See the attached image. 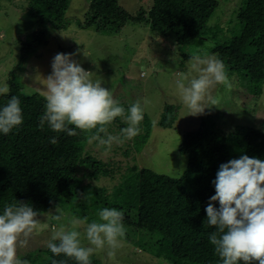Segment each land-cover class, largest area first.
<instances>
[{
	"label": "trees",
	"instance_id": "1",
	"mask_svg": "<svg viewBox=\"0 0 264 264\" xmlns=\"http://www.w3.org/2000/svg\"><path fill=\"white\" fill-rule=\"evenodd\" d=\"M27 1L24 12L38 25L49 24L55 30L68 26L65 15L70 0ZM22 3L21 0L20 8ZM218 6L217 0H151L148 8L139 11L135 18L119 6L118 0H90L83 21L76 25L100 35L117 36L131 23H143L190 50L203 41L207 24ZM233 13L238 25L236 33L214 44L211 54L224 62L226 70L237 71L250 84L249 91L259 95L264 84V0H240ZM42 39L43 31L36 29L32 42L22 49L23 56ZM7 84L10 91L0 93V109L12 96L18 97L23 124L7 135L0 133V214L5 205L19 202L32 206L39 216L55 208L67 209L73 217L88 224L99 221L98 213L103 208H115L124 214L127 232L122 240L127 241L131 230L159 236L151 254L163 263L222 264L209 242V235L216 229L208 224L205 212L210 197L215 195L213 181L220 165L229 160L243 155L264 160V132L245 126L226 132L217 123L201 121L196 130L182 135L177 152L187 157V164L179 177L132 166L111 198L96 187L84 194L89 184L83 188L84 183L77 177L80 165L88 164L99 173L101 167L89 156L82 160L81 131L74 129L78 135L70 137L64 132H53L47 123L41 128L46 99L24 95L21 83L12 76ZM176 110V106L165 105L156 125L171 129L178 117ZM143 120L146 140L152 123L146 116ZM53 137L58 140L55 145L49 143ZM145 143L137 152L143 151ZM82 199L84 203L80 204ZM214 207L218 209L219 203L215 202ZM20 258L37 264L26 255ZM90 260L91 264H99ZM53 261L78 264L50 251L47 264Z\"/></svg>",
	"mask_w": 264,
	"mask_h": 264
},
{
	"label": "rangeland",
	"instance_id": "2",
	"mask_svg": "<svg viewBox=\"0 0 264 264\" xmlns=\"http://www.w3.org/2000/svg\"><path fill=\"white\" fill-rule=\"evenodd\" d=\"M89 1L70 0L65 15L69 24L66 28L55 30L49 24L40 26L28 18L24 12L27 0H22L21 8V0H0V88L8 86L7 82L12 76L14 81L21 83L24 95L45 98L44 79L52 72L51 64L55 55L73 54V60L84 70L93 73L94 81L100 80L101 86L112 92L113 99L125 108L126 114L128 108L139 101L143 108V119L146 116L152 123L146 140L143 138L146 135L144 120L139 125L140 134L128 140L121 136V130L128 124L124 118L117 117L108 126V133L121 137V142L113 143L107 154V146H100L97 141L90 143L88 134L81 132L84 143L82 160L89 156L98 161L101 167L99 173L94 172L88 164L80 165L77 177L84 183L83 188L89 184L84 194L96 187L111 198L117 184L127 176L132 166L148 168L173 178L179 177L187 164L186 156L177 152L181 137L185 132L196 130L201 126V121L217 123L226 132L238 126L264 132V84L259 95L253 94L249 91L250 84L237 71L227 70L231 87L216 85L211 91V98L205 101L208 108L202 115L196 116L190 115L177 88L178 80L185 76L190 80L196 75L190 67L193 56L213 55L211 48L214 44L236 33L238 25L233 12L238 9L240 0H217L218 9L207 24L203 41L197 48L190 50L178 46L173 37L165 38L143 23H131L117 36L80 29L76 22L83 21ZM149 3L151 0H118V4L135 18L139 11L148 8ZM36 29L43 31V39L32 49L26 50L23 56L22 49L25 44L32 42ZM165 105L176 106L178 112L172 128L167 130L156 125ZM144 143L143 151L137 152ZM84 200H80V204ZM64 210L55 208L37 216L41 223L32 233L27 246L18 249V256L26 255L36 260L37 264H47L50 252L47 242L62 225L71 230V221L79 220L67 209ZM54 215H60L61 219H54ZM86 226L83 222L76 226V230L81 233L84 246L91 247L83 239ZM159 238L157 235L131 230L127 241H121L114 255H109L111 250L106 246L103 250H96L90 259L99 264H167L151 254Z\"/></svg>",
	"mask_w": 264,
	"mask_h": 264
},
{
	"label": "clouds",
	"instance_id": "3",
	"mask_svg": "<svg viewBox=\"0 0 264 264\" xmlns=\"http://www.w3.org/2000/svg\"><path fill=\"white\" fill-rule=\"evenodd\" d=\"M72 55L58 53L52 61V72L44 79L46 110L40 127L47 123L53 132H64L70 137L77 136L74 129H79L88 134L90 143L97 141L100 146H107V154L113 143L121 142V137L108 133V126L117 117L124 118L128 126L121 130V136L131 140L140 134L143 108L137 101L126 114L125 108L113 99L112 92L102 87L100 80L94 81L93 73L84 70ZM190 67L196 75L190 80L187 76L178 80L177 88L190 115H202L208 108L205 101L211 98L212 89L216 85L231 87V84L224 62L216 55L193 56ZM9 91L7 85L0 88V93ZM22 124L20 100L12 96L0 109V133L7 135ZM49 143L55 145L58 140L53 137ZM213 184L215 195L210 197L205 212L208 224L216 229L209 235L215 254L222 264H264V160L247 155L229 160L220 165ZM215 202L219 203L218 209ZM37 216L39 212L29 204L17 202L4 206L0 214V264H29L17 253L19 248L27 246L41 223ZM98 216L99 221L87 224L83 236L91 247L84 246L81 233L76 230L83 221L73 219L72 229L62 225L47 242L48 249L53 255L63 254L78 264H91L93 253L106 246L111 250L109 255H114L126 236L124 214L105 207ZM53 218L60 220L61 216Z\"/></svg>",
	"mask_w": 264,
	"mask_h": 264
}]
</instances>
